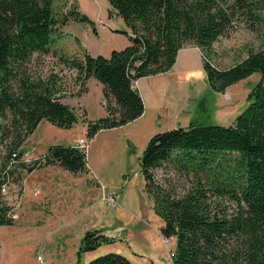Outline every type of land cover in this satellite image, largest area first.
<instances>
[{"label": "trees", "instance_id": "trees-1", "mask_svg": "<svg viewBox=\"0 0 264 264\" xmlns=\"http://www.w3.org/2000/svg\"><path fill=\"white\" fill-rule=\"evenodd\" d=\"M107 1L128 28L123 33L129 44L109 56L87 51L82 58L60 56L68 69L76 71L81 91L90 77L102 84L106 115L86 121L89 139L142 115L144 103L134 82L168 71L186 43L200 49L215 91L224 92L253 73L261 74L231 124L191 121L187 127L157 132L149 138L139 165L144 190L163 223L160 232L166 239L175 238L171 264H264V0ZM70 18L94 24L74 5L58 19L53 0H0V189L20 181L18 169L30 173L58 165L73 175L88 172L86 152L75 145H51L31 161L23 158L22 146L41 120L59 128L77 122L75 109L57 95L60 87L54 75L44 76L31 64L35 53H48L57 24ZM238 19L261 32V43L249 47L240 61L219 68L210 57L213 43ZM182 159L210 174L208 183L198 181L177 196L173 188L158 182L156 169ZM9 211L0 193V225H13ZM80 241L73 264H80L83 252L116 240L93 229L86 230ZM82 264L133 263L108 252Z\"/></svg>", "mask_w": 264, "mask_h": 264}, {"label": "rangeland", "instance_id": "rangeland-1", "mask_svg": "<svg viewBox=\"0 0 264 264\" xmlns=\"http://www.w3.org/2000/svg\"><path fill=\"white\" fill-rule=\"evenodd\" d=\"M73 5L93 21V27L71 18L66 24L58 23L56 31L51 35L48 53H35L31 64L44 76L54 75L60 87L57 95L62 102L75 109L77 122L71 128H59L41 120L26 143L24 142L25 145L23 144L26 150L23 158L26 161L39 157L46 144L68 145L81 135L86 121L106 115L100 83L96 79L94 81L97 84L92 80L86 81L81 91L82 85L76 80V71L68 69L61 62L60 56L82 58L84 51L109 56L112 50H120L129 44L127 34L123 33L126 31L124 22L117 13L112 15L113 9L107 0H53L54 16L60 19ZM261 40V32L250 30L244 20L238 19L226 35L213 43L211 60L217 67L227 68L244 58L249 47H258ZM201 60L203 63L202 57ZM260 77L261 74L256 72L242 80L246 92ZM234 85L237 91L235 87L229 89V99L226 102H234V98H239L237 94L240 88L237 82ZM215 93L224 101L219 92ZM199 98V105L203 108L210 101H216V95L210 88L202 90ZM243 100L245 104V95ZM231 106L234 111L237 105L233 103ZM239 108L236 110H240ZM233 114L235 119L238 112ZM147 119L148 110L143 118L131 126L100 130L89 139L88 148L84 150L90 171L76 176L68 174L65 182L80 183L78 191L71 192L73 195L68 196V202H46L41 197L38 198V189L27 194L23 183H34L44 176L40 171L27 173L18 169L16 174L21 177L20 181L7 183L5 191L0 189L1 199L10 207L14 218L13 225H0V264H73L77 260L76 253L83 233L96 226H104L109 220L116 221V213H119L118 218L125 227L121 240L83 252L80 264L108 252L120 253L133 264H171L175 240L162 236L157 219L149 220L148 229L145 230L143 227L146 222L143 220L131 225L134 208L125 209L134 197L128 187L140 191L144 183L139 157L149 140ZM200 121L202 124L229 125L228 121H216L211 115H206L204 110L199 112L198 122ZM84 135L86 136L82 134ZM127 137L131 141H127ZM209 174L186 159L165 162L156 169L158 182L169 189L173 188L177 196L184 195L198 181L208 183ZM54 175L51 172L45 177L53 180ZM55 180L58 178L55 177ZM96 183H104L106 189L96 188ZM112 190L118 193L116 207V204L112 206L103 199L104 196H110ZM149 198L152 201L150 196ZM133 250H137L138 254H133ZM38 257H42L43 262L38 261Z\"/></svg>", "mask_w": 264, "mask_h": 264}, {"label": "crops", "instance_id": "crops-1", "mask_svg": "<svg viewBox=\"0 0 264 264\" xmlns=\"http://www.w3.org/2000/svg\"><path fill=\"white\" fill-rule=\"evenodd\" d=\"M112 15H116L115 10H113ZM125 28L126 31H128L126 25ZM74 36L77 35L74 34ZM80 43L82 46L85 47L82 41H80ZM201 57H202V53L197 46L186 43L178 50L176 61L168 71L164 73H158L155 75L144 76L137 79L134 84V87L139 91L142 97L144 103V111L142 113V116L140 115L135 120L119 127H127L133 125L134 122L145 116L147 110H148V119H147L148 139L154 133L161 132L163 130L179 128V127H187L191 121L198 122L199 112L201 110H204V113L206 115L207 114L211 115L213 118H215L216 121H220V122L228 121V123L231 124L234 120L233 115H235L233 113H237V112L239 113V111L241 112L243 108L247 105V100L246 103L243 104L244 103L243 99H244V95L246 97L249 91L246 92L247 89L245 83L242 82L243 80L242 79L237 82V86L240 88L237 97H239L240 100L239 98H234V102L231 101L226 102L229 99L228 90L229 89L231 90V88L235 87V91H237L236 85H234L235 83L228 86L224 91L227 94V97H224V92H219L220 95H222V98H224V101L220 100L219 94L215 93L216 91L213 90L209 85V82L206 77V73L203 68ZM91 80L92 82L96 83L93 77H90L87 81L90 82ZM241 84H243V87H240ZM100 86L102 87L101 83ZM207 88H210L214 92V94L216 95V101H214L213 103L210 101L208 106L207 107L205 106L203 108L200 107L199 105V99H200L199 96H201L202 90H206ZM147 99H148V104H147ZM233 103L237 105L236 109L240 107L239 108L240 110L235 109L234 111H232L231 105ZM198 123H202V121ZM85 131H86V127L84 126L81 135L77 139H74L73 142H70L68 145H75L76 141L81 137H83L82 134H85ZM127 141H131V139L127 137ZM24 145H23L24 147L23 149L25 150ZM51 145H56V144L55 143H50L48 145L46 144L45 148L41 150L42 151L41 154L45 153L47 148ZM34 171L35 172L40 171L41 175H43L44 178L42 180H37L34 183H23L27 191V194L29 195L33 190L38 189V191H36L38 198L41 197V199L46 200V202L52 203L53 200H56L58 202H62V201L68 202L67 201L68 196L73 195L74 192L78 191V184L80 183L65 182V179H68L69 176L68 174L71 173L69 171L62 169L58 165H48L43 168L36 169ZM89 171L90 169H88V172ZM51 172L55 174L53 180H55V177H57L58 180L53 181L45 177L49 175ZM76 175L71 174V176H76ZM144 184L145 183H143V186L140 191L139 190L134 191L131 189V187H128V189H130L134 195L131 203H127V207L125 208V209L131 208V210L134 208L132 215L134 219L130 222V224L134 225L137 224L139 221L143 220L146 222V225H144L143 227V229L145 230L148 229L147 225L149 220L154 221L155 219H157L158 224L161 227L163 224L162 220L159 216H157L154 213V210L152 208L153 202L150 200L148 194L144 190ZM105 187L106 186L104 183H96V188H102L103 190V188ZM110 192H115V191L112 190ZM53 196H55L54 199L52 198ZM116 215L117 216H114L116 217L115 218L116 221L109 220L107 224H104V226H96V228H94V229H101L105 235L114 238L116 240L115 242L121 240L120 237L123 236V231L125 230L124 225L118 218L119 213H116ZM171 239L172 241L175 240V238L173 237H171ZM136 251L137 250H133L132 253L137 255L138 252Z\"/></svg>", "mask_w": 264, "mask_h": 264}, {"label": "built area", "instance_id": "built-area-1", "mask_svg": "<svg viewBox=\"0 0 264 264\" xmlns=\"http://www.w3.org/2000/svg\"><path fill=\"white\" fill-rule=\"evenodd\" d=\"M136 82V81H135ZM135 82H134V84H135ZM224 97H227V94L224 92ZM89 142H90V140H89V138L88 137H86V136H83V137H81L80 139H78L77 141H76V143H75V146H77L78 148H80V149H87L88 148V145H89ZM5 185L6 184H3L2 186H1V190L2 191H5ZM116 198H118V194L117 193H115V192H112V194L110 195V196H104L103 197V199L107 202L108 201V203L110 204V205H114V204H116ZM118 204H116L115 206H117ZM114 206V207H115ZM9 214H10V216L11 217H13V214H11L10 213V211H9ZM38 261H40V262H43V259H42V257H38Z\"/></svg>", "mask_w": 264, "mask_h": 264}]
</instances>
